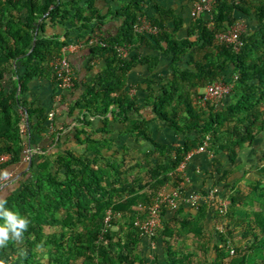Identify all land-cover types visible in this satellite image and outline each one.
Masks as SVG:
<instances>
[{
  "label": "trees",
  "instance_id": "1",
  "mask_svg": "<svg viewBox=\"0 0 264 264\" xmlns=\"http://www.w3.org/2000/svg\"><path fill=\"white\" fill-rule=\"evenodd\" d=\"M149 9L154 13L149 14ZM139 14L156 27L155 34L133 30ZM240 16H252L256 25L250 33H241L242 46L233 50L215 35L237 23ZM111 18L121 19L122 24L115 35L106 36L102 27ZM193 18L188 35L193 34L195 40L191 41L174 37L181 20L154 0H125L104 14L96 0H0V155H9L0 170L21 163L29 143L22 134L25 127L30 141L46 135L51 124L48 113L27 105L21 96L40 77H47L59 92L51 61L72 43L71 31H78L75 45L87 48L89 62L105 61L95 78L83 85L76 107L105 117L113 104L116 110L111 114L127 123V131L143 136L152 145L149 152L160 151L163 156L147 168L146 177H139L126 173L130 168L122 172L118 162L101 154L104 144L90 137L81 143L92 144V156L39 150L17 187L0 191L10 209L31 221L22 241H10L0 249L5 264H144L138 252L142 236L133 224L136 217L144 216L138 204L149 205L169 179L176 185L177 167L207 135L210 149L220 148L234 159L264 129V0H214L212 28L203 16ZM59 26L65 29L62 36L46 33L47 28ZM118 47L128 54L140 47L158 57L171 53L174 62L187 54V66L175 68L173 79L144 101L155 118L182 136L177 146L156 143L135 96L121 90L131 66L150 54L128 58L118 54ZM234 76L233 90L222 108L210 102L201 108L192 103L190 89L228 82ZM19 110L25 113L26 123ZM133 112L141 118L133 119ZM53 135L49 136L51 144ZM258 173L261 178L252 183L250 194L231 195L227 208L216 201L202 203L194 215L179 218L174 227L163 218L151 239H161L167 264H264V168ZM107 210L112 213L108 220ZM207 220L210 228L205 226ZM51 228L56 229L46 231ZM178 238L183 243L192 239L194 250H174ZM201 253L199 260L196 256Z\"/></svg>",
  "mask_w": 264,
  "mask_h": 264
},
{
  "label": "crops",
  "instance_id": "2",
  "mask_svg": "<svg viewBox=\"0 0 264 264\" xmlns=\"http://www.w3.org/2000/svg\"><path fill=\"white\" fill-rule=\"evenodd\" d=\"M124 1L96 0V6L104 14L108 10H114ZM154 2L163 6L166 10H171L173 15L181 20L180 27L174 33L176 39L189 38L191 41L195 40L193 34L188 35V31L195 20L191 16L192 0H154ZM148 13L153 14L154 10L149 9ZM141 15L139 14L137 18ZM203 17L205 19L206 16L203 15ZM239 19L238 22L243 24V32L250 33L254 29L256 24L252 16H240ZM121 24V19L111 18L105 22L102 32L106 36L115 35ZM167 25L170 27L175 26L172 22H168ZM55 32L62 36L65 29L59 26L55 29L47 28L46 31L47 34ZM77 33L78 31L70 32V41L72 43L62 49L73 69L74 85L72 88L59 89L58 92L55 85L47 77H40L33 79L27 91L21 96L27 102V105L39 106L47 113L50 111L54 113L46 135L41 138L33 137L30 141L28 132H22L27 139L29 138L28 147L32 146L31 157L33 158L36 153H39V150L55 155L62 154L65 150H70L75 155L92 156L90 151L92 144L87 147L86 143H81L86 142V137H90L91 140L94 139L104 144L101 148V154L112 161L118 162L120 164L119 169L122 172L130 168L131 171L126 173H130L132 176L146 177L147 168L162 159L163 156L160 151L150 153L149 151L153 149L152 145L143 136L136 132H128L126 129L127 123L111 114L112 111L116 110L113 104L109 106L105 117L95 114L91 115L76 107L77 100L83 94V85L93 80L99 70L105 65V61L101 58L89 62L87 48L83 45H75L77 43ZM135 53H140L141 56L150 54L151 57L131 66L121 90L129 93L130 96H135L136 104L141 108V116L149 120L148 130L151 138L160 145H166L167 148L177 146L183 141L182 136L176 135L168 127L167 123L155 118L152 115V107L148 104L144 105V101L145 98L153 93L157 94L161 85L173 79L175 68H185L187 66V54L182 55L180 61L174 62L171 53L159 54L158 57V53L140 47L137 51L127 53L128 58ZM21 70L22 68L19 67L17 72L20 73ZM17 72L13 76L15 79ZM203 88L194 87L190 89V94L193 97L192 103L197 107L200 105V108L206 105H201L198 101ZM57 92L59 93V101L55 99ZM195 93L196 95H194ZM114 94L116 95L117 93ZM227 102L228 98H225L214 105L217 109H220ZM84 113L87 114L85 118H83ZM131 114L133 119L141 118L139 113L133 112ZM50 134H54V142L52 144L49 138ZM187 136L190 135L186 134ZM213 152V156L208 155L206 152L189 156L183 171H177L180 178L178 182L183 181L180 197L176 199L174 207L167 206L163 208L164 211H161V218H164L172 227L179 225V218L196 213V209L192 208L186 201L191 192L205 194L216 188L217 201L225 203V208L229 205V197L231 195L250 194L252 183L261 178L258 171L264 168V129L254 136L251 143H246L241 147L234 159L230 158L227 152L220 148L217 151L214 149ZM29 164L31 162H23L21 159V163L13 168L0 170V191L12 190L15 186L17 187L18 181L22 180L23 176L26 175ZM122 174L126 177L125 173ZM128 177L130 176L128 175ZM226 184H229V186L227 185V187ZM174 185L175 182L169 179L158 190H171L177 184ZM205 226L207 228L212 226L210 220L205 222ZM160 240L155 242L146 236L141 238L138 252L145 261L144 264H167L165 252L161 248L163 243ZM193 242L192 239L186 241L187 244H192V247ZM186 243H183L181 238H178L174 243L173 249L177 250L179 247L186 249ZM183 249L182 251H185Z\"/></svg>",
  "mask_w": 264,
  "mask_h": 264
},
{
  "label": "built area",
  "instance_id": "3",
  "mask_svg": "<svg viewBox=\"0 0 264 264\" xmlns=\"http://www.w3.org/2000/svg\"><path fill=\"white\" fill-rule=\"evenodd\" d=\"M214 4V0H192V8H191V16L199 17L205 15V20L207 22V26L212 28V7ZM133 30L137 33L144 34H155L157 29L155 26L151 25L150 22L146 20L145 17L140 16L136 19L133 24ZM243 24L240 22L235 23L233 26L229 27L226 30L218 32L215 37L218 41L231 45L233 50H238L242 46V41L240 38L241 33L243 32ZM77 46V45H76ZM75 46V48H76ZM117 52L120 56H125L127 54V50L122 47L117 48ZM51 66L53 68L57 84L60 90H66L72 88L74 85V73L71 65L69 64L67 56L62 52L59 56L55 57L51 61ZM233 80H229L228 82L216 81L207 84L203 88V92L200 93L198 97V101L201 105H205L207 102L215 104L225 98L232 92L234 87V82L236 80V76L232 78ZM55 99L59 101V93L55 95ZM22 122L26 123V115L22 110H19ZM53 111L48 113V120H52ZM25 125V124H24ZM24 133H27V128L23 129ZM210 145V136L207 135L202 143L195 149L189 151L185 156V159L181 164L177 167L178 172H182L185 166L186 160L189 156L206 152L208 155L213 156V150L209 148ZM32 155V149L27 147L22 157L23 162H29ZM9 159L8 154L0 155V166L5 163ZM183 187V181L177 183V185L171 190L159 189L152 202L145 206L143 204H138V208L144 212V216L136 217L133 221L134 226H136L139 230L140 236L152 238L157 233L158 229L161 227V211L163 208L170 206L174 207L176 203V199H179L181 191ZM220 205L223 209L226 204L217 201V190L213 188L205 194L199 192H191L186 201L187 203L194 209L198 208V206L202 203H210L215 201ZM112 215L111 210H107L106 212V220ZM233 253V250H230Z\"/></svg>",
  "mask_w": 264,
  "mask_h": 264
},
{
  "label": "clouds",
  "instance_id": "4",
  "mask_svg": "<svg viewBox=\"0 0 264 264\" xmlns=\"http://www.w3.org/2000/svg\"><path fill=\"white\" fill-rule=\"evenodd\" d=\"M7 204V199L0 198V249L6 248L10 241H22L31 223L27 216L10 209ZM0 264L5 261L0 260Z\"/></svg>",
  "mask_w": 264,
  "mask_h": 264
},
{
  "label": "rangeland",
  "instance_id": "5",
  "mask_svg": "<svg viewBox=\"0 0 264 264\" xmlns=\"http://www.w3.org/2000/svg\"><path fill=\"white\" fill-rule=\"evenodd\" d=\"M15 187H16V186H15ZM15 187H14V188H15ZM14 188H13V189H14ZM13 189H12V190H13ZM55 229H56V228H51V229H47L46 231L51 233V232H54ZM193 243H195V242H193ZM186 244H187V243H186ZM191 247H192V244L188 243V244H187V248L189 249V248H191ZM187 248H186V249H187ZM193 248H194V244H193V247H192L190 250H193ZM184 249H185V248H184ZM0 254H1V253H0ZM202 254H203V253L198 254L196 257H197L199 260H202V259H200L201 257H203V256H201ZM5 256H6V255H5ZM3 257H4V255H3V256L0 255V259H4ZM154 259H155V258H154ZM154 259H151V260H154ZM10 260H11V259H10Z\"/></svg>",
  "mask_w": 264,
  "mask_h": 264
},
{
  "label": "water",
  "instance_id": "6",
  "mask_svg": "<svg viewBox=\"0 0 264 264\" xmlns=\"http://www.w3.org/2000/svg\"><path fill=\"white\" fill-rule=\"evenodd\" d=\"M33 44H34V43H33ZM28 163H30V161H29Z\"/></svg>",
  "mask_w": 264,
  "mask_h": 264
}]
</instances>
